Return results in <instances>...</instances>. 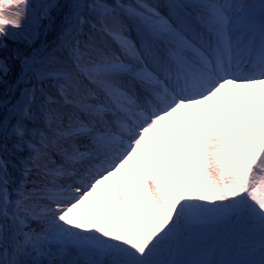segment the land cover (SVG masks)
<instances>
[{"label":"snow or ice","instance_id":"6c2138e0","mask_svg":"<svg viewBox=\"0 0 264 264\" xmlns=\"http://www.w3.org/2000/svg\"><path fill=\"white\" fill-rule=\"evenodd\" d=\"M0 264H264V0H0Z\"/></svg>","mask_w":264,"mask_h":264}]
</instances>
